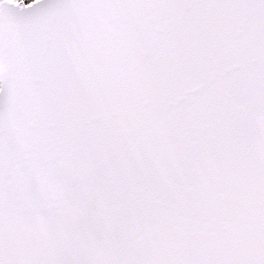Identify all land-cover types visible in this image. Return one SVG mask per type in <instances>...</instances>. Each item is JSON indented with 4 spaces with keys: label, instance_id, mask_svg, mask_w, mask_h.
I'll use <instances>...</instances> for the list:
<instances>
[{
    "label": "snow or ice",
    "instance_id": "6c2138e0",
    "mask_svg": "<svg viewBox=\"0 0 264 264\" xmlns=\"http://www.w3.org/2000/svg\"><path fill=\"white\" fill-rule=\"evenodd\" d=\"M0 264H264V0H0Z\"/></svg>",
    "mask_w": 264,
    "mask_h": 264
}]
</instances>
